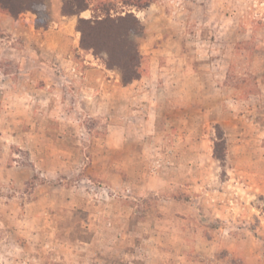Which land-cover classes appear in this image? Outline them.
Returning <instances> with one entry per match:
<instances>
[{"label":"rangeland","instance_id":"1","mask_svg":"<svg viewBox=\"0 0 264 264\" xmlns=\"http://www.w3.org/2000/svg\"><path fill=\"white\" fill-rule=\"evenodd\" d=\"M64 1L0 11V264H264V0ZM108 14L129 85L81 45Z\"/></svg>","mask_w":264,"mask_h":264},{"label":"trees","instance_id":"2","mask_svg":"<svg viewBox=\"0 0 264 264\" xmlns=\"http://www.w3.org/2000/svg\"><path fill=\"white\" fill-rule=\"evenodd\" d=\"M44 0H0V11L18 18L25 12H32L37 16V24L42 27L41 19L45 17ZM142 6L132 3L133 6ZM90 8V0H65L63 14L67 16H80ZM78 31L82 34L81 45L83 49L92 50L96 55L107 54L108 67H117L121 71L124 85L132 84L140 76V54L134 44L129 40L130 32L137 30L139 24L130 15L113 18L110 14L104 18L94 17L92 20L79 18ZM221 143V144H220ZM222 141L216 144L215 157L223 162L224 156L219 152Z\"/></svg>","mask_w":264,"mask_h":264}]
</instances>
